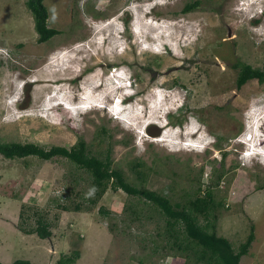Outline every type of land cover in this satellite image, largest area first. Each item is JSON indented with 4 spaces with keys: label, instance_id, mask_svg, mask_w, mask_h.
<instances>
[{
    "label": "rangeland",
    "instance_id": "374dc122",
    "mask_svg": "<svg viewBox=\"0 0 264 264\" xmlns=\"http://www.w3.org/2000/svg\"><path fill=\"white\" fill-rule=\"evenodd\" d=\"M191 1L45 0L61 33L39 42L26 0H0V141L111 146L113 167L173 203L210 186L218 233L238 249L254 223L241 264H264V155L247 152L256 132L264 137V82L238 88L234 67H264V0H202L183 12ZM123 73L132 86L115 89ZM140 160L142 179L131 167ZM95 199L90 172L67 157L0 153V261L57 264L79 250L76 264H206L182 225L184 247L173 243L144 197L109 187ZM40 217L50 237L26 233Z\"/></svg>",
    "mask_w": 264,
    "mask_h": 264
},
{
    "label": "trees",
    "instance_id": "16d2710c",
    "mask_svg": "<svg viewBox=\"0 0 264 264\" xmlns=\"http://www.w3.org/2000/svg\"><path fill=\"white\" fill-rule=\"evenodd\" d=\"M26 5L34 17L35 29L38 33V41L46 42L55 35L61 33V29L49 26V10L45 0H26ZM202 5V0L188 2L183 8V12H189ZM238 69L237 86L242 88L247 82L257 79L264 82V67H255L252 64L238 59L234 63ZM105 130V128L103 127ZM0 153L7 158H25L28 156H38L45 160H50L58 156L67 157L79 167L88 170L92 177V187L95 190L97 199L102 197L110 187L117 191L124 190L128 194L138 195L149 200L158 206L166 216V224L169 235L174 238V244L178 247H184L178 242L179 226L182 225L185 234L190 242L198 246L196 250V259L205 260L206 264H241V258L247 254L256 238L255 224L252 223L251 230L244 241L241 242L238 249L233 247L231 240L220 235L217 230L218 207L221 202L215 200L213 188L210 186L203 194H198L190 199L187 204L181 202H172L171 199L153 189L129 181L121 168L112 166L111 146L106 152L93 153L88 142L82 136L72 146L53 145L46 148L35 142H21L17 140L0 141ZM226 156V152L223 154ZM145 166V162L140 160L132 164L139 178L145 177V171L140 169ZM223 171L217 173L220 179ZM201 189V186L198 187ZM95 199V201H97ZM78 207V206H76ZM64 209L69 207L64 205ZM201 217L205 223L201 222ZM26 233H37L41 238H47L52 235V230L47 221L42 217L37 219L35 228L25 229ZM81 256L79 250L71 255H62L57 264H76ZM0 264H36L29 259H16L11 263L0 261Z\"/></svg>",
    "mask_w": 264,
    "mask_h": 264
},
{
    "label": "clouds",
    "instance_id": "9594fccd",
    "mask_svg": "<svg viewBox=\"0 0 264 264\" xmlns=\"http://www.w3.org/2000/svg\"><path fill=\"white\" fill-rule=\"evenodd\" d=\"M126 77V76H125ZM126 79H127V83L125 82V83H123L124 85L126 84V86H125V89H129L128 87H131L132 86V81H131V77H129V78H127L126 77ZM117 82H119V80H117ZM131 93V91H129L126 95H124V98L123 99H126V96H128L129 94ZM122 98H120L119 100H118V105H123V106H126L128 103H130V100L129 99H127L126 101H128L127 103H123L122 104V101H123V99ZM122 99V100H121ZM121 100V101H120ZM130 105V104H129ZM74 111V110H73ZM123 120V119H122ZM255 135V140H254V142L256 143V145H257V148H263V147H261L260 146V141L261 140H263L264 139V137L262 136V134H257V132L254 134ZM255 151H258V149L257 150H253L252 152H250V154H253V155H256L255 154Z\"/></svg>",
    "mask_w": 264,
    "mask_h": 264
},
{
    "label": "bare ground",
    "instance_id": "6f19581e",
    "mask_svg": "<svg viewBox=\"0 0 264 264\" xmlns=\"http://www.w3.org/2000/svg\"><path fill=\"white\" fill-rule=\"evenodd\" d=\"M145 16H147L148 15V13L147 12H145V14H144ZM56 71H58V70H56ZM125 73H123L121 76H120V79H119V82L117 83V86H116V88L115 89H118L119 87H124L125 88V86H126V84L124 85L123 83H125L126 81H127V79H126V77H125V75H124ZM120 83H122V84H120ZM112 91L113 90H110L109 92L110 93H112ZM113 94V93H112ZM63 104V103H62ZM60 106H61V103H60ZM256 123V122H255ZM259 130V129H258ZM256 131V130H255ZM195 132V131H194ZM193 132V133H194ZM263 142H264V139L262 140ZM260 142L261 144H260V146L262 145V143L263 142ZM249 146H250V144H249ZM250 154V153H249ZM255 154H259V151H255ZM260 157V156H259Z\"/></svg>",
    "mask_w": 264,
    "mask_h": 264
}]
</instances>
